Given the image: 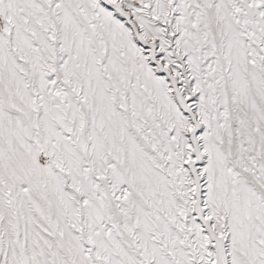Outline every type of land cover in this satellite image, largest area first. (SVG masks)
Listing matches in <instances>:
<instances>
[{"label":"snow or ice","instance_id":"1","mask_svg":"<svg viewBox=\"0 0 264 264\" xmlns=\"http://www.w3.org/2000/svg\"><path fill=\"white\" fill-rule=\"evenodd\" d=\"M0 264H264V0H0Z\"/></svg>","mask_w":264,"mask_h":264}]
</instances>
